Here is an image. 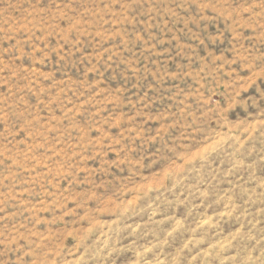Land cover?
I'll list each match as a JSON object with an SVG mask.
<instances>
[{
    "label": "rangeland",
    "instance_id": "obj_1",
    "mask_svg": "<svg viewBox=\"0 0 264 264\" xmlns=\"http://www.w3.org/2000/svg\"><path fill=\"white\" fill-rule=\"evenodd\" d=\"M0 264H264V0H0Z\"/></svg>",
    "mask_w": 264,
    "mask_h": 264
}]
</instances>
